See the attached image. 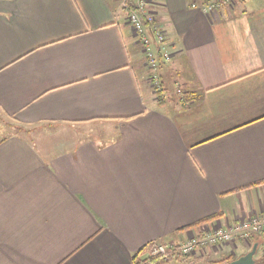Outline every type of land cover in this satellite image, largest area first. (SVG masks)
I'll use <instances>...</instances> for the list:
<instances>
[{"label":"crops","instance_id":"1","mask_svg":"<svg viewBox=\"0 0 264 264\" xmlns=\"http://www.w3.org/2000/svg\"><path fill=\"white\" fill-rule=\"evenodd\" d=\"M223 1L150 0L175 54L158 94L136 0H0V264H140L157 241L176 247L156 264L250 252L178 251L264 215V0Z\"/></svg>","mask_w":264,"mask_h":264},{"label":"built area","instance_id":"2","mask_svg":"<svg viewBox=\"0 0 264 264\" xmlns=\"http://www.w3.org/2000/svg\"><path fill=\"white\" fill-rule=\"evenodd\" d=\"M150 0H136L137 10L132 12L128 17V23L132 27L135 35L144 48L146 66L150 71V81L156 93L163 92V83L160 79V67L169 64L174 59V52L166 44V37L156 21V18L147 13V7ZM236 0H224L227 5H234ZM222 5L221 1L212 2L208 11L214 12ZM157 43L158 48L153 44ZM182 95V91L179 90ZM165 99L164 95H161ZM163 99V100H164ZM264 237V215H255L248 219L242 220L236 225H222L221 222L215 221L204 227L202 235H193L186 241L178 245V251L182 256L189 257L197 253L199 249L221 248L226 245L244 242L251 244L255 237ZM175 245L167 244L163 241H157L151 248L149 260L140 264H156L152 259L166 260ZM264 254V243L259 247Z\"/></svg>","mask_w":264,"mask_h":264},{"label":"water","instance_id":"3","mask_svg":"<svg viewBox=\"0 0 264 264\" xmlns=\"http://www.w3.org/2000/svg\"><path fill=\"white\" fill-rule=\"evenodd\" d=\"M258 249H259V243H255L253 245L252 250L248 254L231 262L230 264H256L255 256L258 252Z\"/></svg>","mask_w":264,"mask_h":264},{"label":"trees","instance_id":"4","mask_svg":"<svg viewBox=\"0 0 264 264\" xmlns=\"http://www.w3.org/2000/svg\"><path fill=\"white\" fill-rule=\"evenodd\" d=\"M131 1V0H130ZM136 11V9H135ZM187 98V97H186ZM191 100V99H190ZM218 216H214V217H210L208 219H205L204 221H202L201 223H199L198 225H196V227H201L204 223H207V222H210V221H213L214 219H216ZM253 245L255 243H259V247L264 243V239L263 238H258V237H255L252 241ZM157 260H160V259H152L153 262L157 261ZM233 261V259H230L228 258L225 262L226 264H230L231 262ZM223 262V261H222ZM221 262V263H222ZM217 264V263H216ZM257 264H264V254L261 256L259 262Z\"/></svg>","mask_w":264,"mask_h":264},{"label":"rangeland","instance_id":"5","mask_svg":"<svg viewBox=\"0 0 264 264\" xmlns=\"http://www.w3.org/2000/svg\"><path fill=\"white\" fill-rule=\"evenodd\" d=\"M170 64V63H169ZM160 79H161V81H163V79L160 77ZM172 79V78H171ZM169 93H170V91H169ZM159 94H161V93H159ZM171 94V93H170ZM176 95L177 96H175V98H173L174 99V101H178V103L180 102L179 101V99H181L182 100V95L179 93V90H177L176 91ZM158 98L160 99V100H163L164 98H162V96L161 95H158ZM260 238H263V237H261V236H259ZM258 237V238H259ZM250 249V251L252 250V248H253V243H251L250 244V247H249ZM263 254H262V251L260 250V249H258V252H257V254H256V256H255V260H256V264L259 262V260H260V258H261V256H262ZM221 264H226V262L225 261H223Z\"/></svg>","mask_w":264,"mask_h":264}]
</instances>
